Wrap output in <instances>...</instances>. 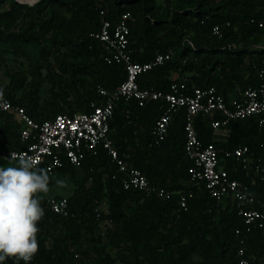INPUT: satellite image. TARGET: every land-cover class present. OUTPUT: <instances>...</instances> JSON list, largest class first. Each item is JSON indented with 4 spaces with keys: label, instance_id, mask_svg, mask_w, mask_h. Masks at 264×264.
<instances>
[{
    "label": "trees",
    "instance_id": "16d2710c",
    "mask_svg": "<svg viewBox=\"0 0 264 264\" xmlns=\"http://www.w3.org/2000/svg\"><path fill=\"white\" fill-rule=\"evenodd\" d=\"M5 3L8 7L3 8ZM101 10L113 24L121 12H131L133 60L145 62L157 52L171 53L169 60L139 75L141 87L167 91L172 81L179 80L188 86L215 85L230 99L260 84L264 28L256 19L264 13V0H39L34 4L0 0V65L6 66L9 79L0 85V95L23 105L39 121L60 112L89 111L91 102L101 99L99 84L113 90L126 77L125 64L107 62L104 47L91 35L101 26ZM19 16L28 22L16 30L13 23ZM216 24L222 28L220 36L212 33ZM54 27L58 32L47 36ZM43 40L52 45L42 44ZM30 42L41 45L35 61L23 72L13 70L9 57L26 56ZM164 103L158 99L139 105L136 100L121 99L111 120V137L119 153L154 185L181 190L186 206L177 192L160 197L125 189L123 172L104 148L86 151L80 166L65 162L55 170L69 174L75 184L72 193L55 195L68 198V217L53 212L47 196L40 194L45 215L38 223L39 252L31 264H90L92 260L108 264L112 258L106 243L116 248L122 264H264L262 229L248 230L231 199L218 201L203 183L191 178L182 113L175 116L159 145H149ZM211 120L203 113L196 116L199 138L223 149L220 155L231 174L260 195L256 175L228 158L225 150L248 144L260 155L264 127L255 116L231 120L230 133L221 140ZM21 126L14 111L0 109V165L12 166L15 162L5 155L25 145L20 140ZM102 200L109 204L103 217L112 220L105 235L98 230L95 212ZM4 264L17 262L7 259Z\"/></svg>",
    "mask_w": 264,
    "mask_h": 264
},
{
    "label": "built area",
    "instance_id": "2783aa9c",
    "mask_svg": "<svg viewBox=\"0 0 264 264\" xmlns=\"http://www.w3.org/2000/svg\"><path fill=\"white\" fill-rule=\"evenodd\" d=\"M101 14V26L91 35L104 47V58L107 62L125 64V79L113 90L99 84L97 89L101 99L99 102L92 101L89 111H77L73 114L60 112L42 121L36 120L23 105L0 95V109L14 111L20 120V140L25 144L22 148L10 149L5 157L11 159L12 153H27L35 158L39 167L51 173L62 167L65 162L80 166L86 151L96 152L102 147L123 172L125 189L139 190L146 195L157 193L160 197H168L177 192L180 194L181 205L185 207L186 195L181 190L168 191L154 185L141 169L130 164L119 153L111 137V120L121 99H133L139 105H144L148 100L162 99L165 102L164 108L151 129L149 145H159L167 137L175 116L182 113L184 151L191 160L188 167L191 178L197 183H203L209 194L218 201L231 199L238 213L248 224V230L257 226L264 234V141L261 143L260 155L252 151L248 144L225 150L228 158L237 161L243 169L256 175L260 187V195H257L251 190L249 183L231 174L220 155L223 149L213 141L203 143L195 127L196 116L200 113L212 117L213 132L221 140L227 139L231 120L255 116L258 124L264 127V68L258 69V86L247 87L230 99L215 85L188 86L185 81L179 80L172 81L167 91L141 87L138 82L139 75L169 60L171 53L157 52L145 62L133 60L129 46L131 12H121L115 24L105 16L104 10H101ZM256 20L259 27L264 28V13ZM212 33L222 35L221 26L214 25ZM252 179L255 182V177ZM46 203L53 212L64 217L70 215L66 196H47ZM95 212L99 220L98 230L105 235L107 226L112 221L103 217V214L109 212L108 201H100L95 207ZM243 251L241 247L240 252ZM242 261L247 263V257L243 256Z\"/></svg>",
    "mask_w": 264,
    "mask_h": 264
},
{
    "label": "clouds",
    "instance_id": "9594fccd",
    "mask_svg": "<svg viewBox=\"0 0 264 264\" xmlns=\"http://www.w3.org/2000/svg\"><path fill=\"white\" fill-rule=\"evenodd\" d=\"M12 166L0 165V264L14 259L31 264L39 252V227L45 210L41 193L50 192L48 170L27 153H12ZM58 188H68L63 179Z\"/></svg>",
    "mask_w": 264,
    "mask_h": 264
},
{
    "label": "rangeland",
    "instance_id": "374dc122",
    "mask_svg": "<svg viewBox=\"0 0 264 264\" xmlns=\"http://www.w3.org/2000/svg\"><path fill=\"white\" fill-rule=\"evenodd\" d=\"M157 2L163 3V0H157ZM2 7L6 8V7H8V5L5 3L2 5ZM26 22H28L27 18L19 16L17 19H15L13 25L16 28V30H18V29H22L24 27V25L27 24ZM54 32H58V29H56L55 27L50 28L46 34H47V36H50ZM41 43L46 44L47 46L52 45L51 41H46V40H43ZM40 46L41 45H39L35 42H30L28 49H27L28 53L26 56L23 54H19V53L17 55L11 54V56L9 57V63L11 65V68L15 71H20V72L27 70V68L29 67V62L35 61V58L38 56L39 51H40ZM21 61H22V63H20ZM5 70H6V66L3 64L0 65V85L8 82V80H9ZM43 72H45V68L43 69ZM46 90H47V85L44 87V91H46ZM50 177L52 179V183H50V189L51 190L48 194H46V196H49V195H68V194L72 193V191L75 188L74 181L72 180L70 175L67 173H64L61 171H54L50 174ZM57 179L65 180L68 183L69 187L68 188H58L56 186V183H55ZM41 195H45V194L41 193ZM84 245L87 246L88 244L85 242ZM106 245H107L106 249L109 251L111 258H112V260L110 262H108V264H122V262L118 259L117 255H116V248L113 247L112 245L108 244V243H106ZM77 257H78V255H76V258ZM90 264H102V263L92 260L90 262Z\"/></svg>",
    "mask_w": 264,
    "mask_h": 264
},
{
    "label": "bare ground",
    "instance_id": "6f19581e",
    "mask_svg": "<svg viewBox=\"0 0 264 264\" xmlns=\"http://www.w3.org/2000/svg\"><path fill=\"white\" fill-rule=\"evenodd\" d=\"M19 1H22V2H26V3H36L37 1L39 0H19Z\"/></svg>",
    "mask_w": 264,
    "mask_h": 264
}]
</instances>
